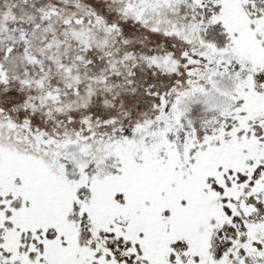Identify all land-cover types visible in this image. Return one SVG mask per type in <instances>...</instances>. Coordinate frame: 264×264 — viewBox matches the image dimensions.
Wrapping results in <instances>:
<instances>
[{"label":"snow or ice","instance_id":"1","mask_svg":"<svg viewBox=\"0 0 264 264\" xmlns=\"http://www.w3.org/2000/svg\"><path fill=\"white\" fill-rule=\"evenodd\" d=\"M0 264H264V0H0Z\"/></svg>","mask_w":264,"mask_h":264}]
</instances>
